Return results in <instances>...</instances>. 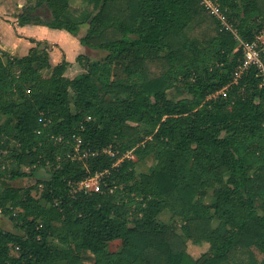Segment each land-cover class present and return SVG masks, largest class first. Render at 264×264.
<instances>
[{
	"label": "trees",
	"instance_id": "trees-1",
	"mask_svg": "<svg viewBox=\"0 0 264 264\" xmlns=\"http://www.w3.org/2000/svg\"><path fill=\"white\" fill-rule=\"evenodd\" d=\"M78 1L92 8L27 0L18 24L65 30L103 60L80 55L68 77L46 41L0 50V212L19 231L0 228V264H264V84L240 69L264 0H211L227 24L202 0ZM129 152L153 157L149 171ZM96 174L100 191L79 190Z\"/></svg>",
	"mask_w": 264,
	"mask_h": 264
},
{
	"label": "rangeland",
	"instance_id": "rangeland-1",
	"mask_svg": "<svg viewBox=\"0 0 264 264\" xmlns=\"http://www.w3.org/2000/svg\"><path fill=\"white\" fill-rule=\"evenodd\" d=\"M72 7L77 10V11H82L84 9H91V6H86L84 3H82L81 1L78 0H72ZM39 13L41 15H43L44 18H47L50 16V10L47 8L44 9H39L38 10ZM88 28V24L84 23L81 26V29L79 31V35H83ZM65 33H67V36L65 39L61 40V44H50V54H51V62L53 65L57 64L58 62L55 59V56H59L60 60L63 59H70V65L68 66V69L66 71V75L68 77H74L77 74L85 71V66L82 64V62L79 61V56L81 55V57H83V61L85 62L86 60H103L106 56V52L103 50H99V49H90L84 45H82L80 43L79 40V36H74L73 34L65 31ZM49 43V42H48ZM54 52V53H53ZM86 54V55H85ZM69 57V58H68ZM47 71H44V73H46ZM109 79L104 77V80L107 81ZM171 95H174V91L171 93ZM1 118L3 119V121L5 123H8L9 119H7L6 117L3 118V116H1ZM9 129H10V125H9ZM108 151L110 149H107ZM112 150V149H111ZM110 150V151H111ZM113 151V150H112ZM132 158L137 160V158L135 157V155L132 154ZM154 160L153 157L151 156H147L145 159L143 160H137L136 162V170L138 173L140 172H147L150 169V166L153 164ZM48 169L49 168H42L39 170V172L37 173V175L35 177H28V178H24V179H19L16 181H13L12 184L14 186H18V187H26V186H32L34 184H36L37 178H46L48 176ZM101 178V176H99ZM99 178V180H100ZM92 186L94 187V185L92 184ZM41 189L42 186H39L38 189L33 190L32 194L39 198L41 200ZM42 201V200H41ZM43 202V201H42ZM159 218L165 222V223H171L173 222V215L170 211L165 210L163 211L160 215ZM0 228H3L5 230H10V231H14V232H19L13 225L12 221L9 219V217L5 216L4 214H2L0 212ZM178 232L180 234L183 235L182 231L179 229ZM122 247V242L121 240H117L114 241L110 244L109 249L111 251H117L120 250ZM209 248V245L207 243L205 244H201V245H196L193 244L192 242H188V251L198 257L200 256L203 252H205L207 249ZM12 253L17 255V252L15 250H12ZM254 253L256 254V256L262 260L264 258L263 253H261L258 249H254ZM229 264H234V263H229Z\"/></svg>",
	"mask_w": 264,
	"mask_h": 264
},
{
	"label": "crops",
	"instance_id": "crops-1",
	"mask_svg": "<svg viewBox=\"0 0 264 264\" xmlns=\"http://www.w3.org/2000/svg\"><path fill=\"white\" fill-rule=\"evenodd\" d=\"M26 4L27 0H0V50L11 57H22L28 54L36 45L31 41L32 38L36 41L49 42V44H61V40L67 36L65 30L53 29L46 25L34 23L19 25L17 13ZM36 14L43 17L38 10ZM55 59L58 63L62 61L59 56H55ZM67 60L71 62L70 59Z\"/></svg>",
	"mask_w": 264,
	"mask_h": 264
},
{
	"label": "built area",
	"instance_id": "built-area-1",
	"mask_svg": "<svg viewBox=\"0 0 264 264\" xmlns=\"http://www.w3.org/2000/svg\"><path fill=\"white\" fill-rule=\"evenodd\" d=\"M202 3L209 9L211 10L212 13L217 15L224 24H227L225 17L222 15L221 10L219 7L212 2L211 0H202ZM240 43L242 45L243 51H244V61L240 67L241 70H244L248 68L250 65H256L259 74L263 77V84H264V32L257 38V40L253 42H248L240 39ZM237 76H239V73H237ZM111 150V148H108ZM108 151L105 149L106 152L110 154H114L111 151ZM127 157L132 158V154L129 152L126 154ZM99 176L101 174H96L94 177H88L82 180L79 183V190H84L85 192L89 191H100V180ZM94 185V187L92 186Z\"/></svg>",
	"mask_w": 264,
	"mask_h": 264
}]
</instances>
